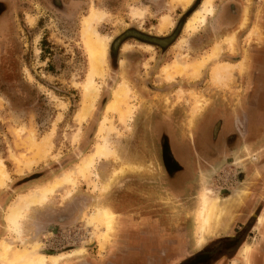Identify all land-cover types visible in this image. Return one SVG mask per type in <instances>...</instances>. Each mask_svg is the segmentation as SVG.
<instances>
[{
	"label": "rangeland",
	"instance_id": "rangeland-1",
	"mask_svg": "<svg viewBox=\"0 0 264 264\" xmlns=\"http://www.w3.org/2000/svg\"><path fill=\"white\" fill-rule=\"evenodd\" d=\"M2 1L8 29L4 38L0 36V158L8 177L6 185L0 186V189L8 186L12 174L47 178L17 193L5 205L0 202V242L10 245L9 258L14 259L18 251L37 242V249L31 255L44 253L49 256L67 254L76 248L82 250L80 254L65 256L56 264L69 257L94 264H187L206 245H215L224 236L234 235L237 231L244 233L240 241L242 246L240 242L238 246L242 249L248 247L243 253H248L253 245H257L264 231V134L249 136L244 126L247 119L245 110L235 108L241 101L247 99L249 102L248 89L242 77L247 70L248 48L253 40L246 39L248 45L243 46V55L237 62L222 56L228 52L236 53L235 32L227 33L220 40L213 39L209 49L200 47V39H205L212 15L221 0ZM209 4L213 10L211 14H206L205 8ZM249 5L251 1L243 8L239 29L248 22ZM93 10L102 13L100 19L90 21V26H95L98 34L107 40L106 58L103 75L93 76L98 90L93 107L81 119L83 108L88 103L82 84L91 71L83 21ZM208 16L209 24L206 22ZM6 27L1 21L0 33ZM127 29L157 36L175 31V41L164 59H161V54H155L151 45L137 46L133 39H126L127 43L113 48L114 41ZM228 35L234 37L232 46L228 41L231 36ZM248 37H255L256 41L263 39L260 24H253ZM125 55L135 59L138 56L137 60L141 56L147 59L143 60L141 67L136 61L135 64L130 63ZM177 61L187 65L185 72L176 71L174 64ZM225 64H229V69L221 71V77L215 79L213 69ZM197 65L201 67L198 73H194ZM153 73L156 75L150 76ZM120 83L129 88L127 95L123 96L126 99L117 104L120 110H109L106 106L113 101V93ZM165 86L168 87L165 93L157 94L149 90ZM258 91L250 105H259L264 101V90ZM169 99L171 104L168 105ZM156 104L160 105L158 109L154 107ZM222 106H225L222 120L226 115L235 119L239 114L243 123L239 139L226 154L217 159H207L206 166L201 165L199 150L192 142L189 180H182L180 187L174 189L176 192L172 191L165 179L160 156L157 161L150 160L153 146L140 141L151 133L149 115L155 113L166 117L169 111L176 132L182 130L195 135L203 117L213 108ZM250 116V123L256 125L257 117L252 112ZM30 133L34 134L36 142H48L46 152L39 150L38 146H29L27 137ZM104 137L115 150L116 157L95 156L90 172L86 171L83 175L76 172L74 185L66 184L70 186L68 190L66 186L64 189L57 188L44 202L51 197V200H57L56 192H61L62 198L67 197L76 184L79 188L83 184L84 188L90 185L91 193L99 202L85 211L82 215L85 220L59 226L57 233L35 235V239L30 241L28 220L31 206L20 220L21 233L17 239L6 221L9 206L22 201L31 189L52 182L62 172L76 169L77 164L92 154ZM248 138H251L250 141ZM136 139L138 143L134 144ZM251 140L254 142L251 143ZM134 145L136 149L145 151L146 157L149 155L148 162H154L157 170H153L154 173L142 170L147 172L142 175H138L142 171L131 173L144 182L127 186L128 194H135L137 203L136 207L128 209L125 216H121L110 204L101 202L99 195L110 189L116 176L142 167L130 161L123 163V160L130 159L126 158V154ZM12 156L21 161L19 166H16ZM110 161L112 172L108 178L101 180L98 163ZM145 166L151 168L150 165ZM252 169L254 173L250 177ZM153 174H158L159 178H152ZM96 180L100 184L108 183L107 189L95 191ZM203 194L215 200L223 210L220 217L212 221L211 231L200 234L197 214ZM101 205L113 210L115 222V231L107 237L102 248L95 220L90 215ZM254 214L262 220L255 221ZM200 236L204 237L201 241ZM232 252L230 250L227 255ZM0 264L5 263L0 261ZM208 264L221 263L211 261Z\"/></svg>",
	"mask_w": 264,
	"mask_h": 264
},
{
	"label": "flooded vegetation",
	"instance_id": "flooded-vegetation-1",
	"mask_svg": "<svg viewBox=\"0 0 264 264\" xmlns=\"http://www.w3.org/2000/svg\"><path fill=\"white\" fill-rule=\"evenodd\" d=\"M250 1H251V4H254L255 1H259L258 4L255 3L256 4L255 11L252 14L253 18L251 19L253 23L251 24V26H253L254 23H258L260 24V28L262 30L263 24L261 22L262 21L261 14L264 8V0H250ZM3 5H4L3 1L0 0V22L1 21L5 22L7 26L3 30V32L0 33V36L4 38L5 33L8 29V24H7V21L5 20L6 16L3 12L4 11ZM232 7H234L233 2L229 4L228 8L225 10V14L223 15L220 13L215 14L214 12V14L212 15L214 18H212V21L209 24L208 30L206 31L205 39L203 40L200 39L201 41L200 47L203 50L206 48L209 49V47L212 45L210 44L211 39L220 40L227 33H230V32L236 33V31L239 30V27L237 30H233V31L231 30L232 27H231L230 21L231 19H233L232 17L233 14L230 11L234 10L232 9ZM247 26H248V22L244 28L246 29ZM227 29L229 31H227ZM174 32L169 33L168 35L157 36V35H152L150 33H145L143 31H137L135 29H127L125 32H123L121 35L117 37L112 47L115 48L117 44L122 46L123 44L127 43L126 39H133L134 41L137 42V46L151 45L152 49H155V54H157V56L161 54V59H164L163 58L164 55L168 53L169 48L171 47L172 43H174L175 41ZM248 33L249 32H247V34ZM247 34L244 39L245 40L244 45H243L244 47L248 45L246 43V39H252L251 37L249 38ZM239 44H238V35H236V47H237L236 53H230L227 51L228 53H226L225 55H222L223 59L234 61V62L239 61V59L241 58L240 57L238 59ZM125 57L132 64H135V61H136L137 65L141 67H143V60L147 59V57L145 58L143 56H141L139 60H137L138 56H136V59L131 56L128 57L127 55H125ZM157 69H160V68L157 67ZM155 75L156 74L153 73L150 76H155ZM242 79L245 81L244 84L248 89L247 95H248L249 102L257 94V92H259L258 90H261V89L264 90V71H256V72L252 71L251 67L249 69L248 63H247L246 73L244 77H242ZM149 85H150V82H149ZM167 88H168L167 86L159 87V88L152 87V88H149V90L153 91L154 93L160 94V93H165ZM164 101H165V98H164ZM170 102L171 101L169 99L168 105L171 104ZM245 102H246V105H245ZM249 102L246 99V101H241L240 103H237L235 107L236 110H239L241 108L245 110V116L247 119H246V122H244V126H245V129L247 130L246 132L249 136H255L257 134L260 135L262 133L264 134V115H263L264 101L260 103L259 105H253V104L250 105ZM159 106L160 105L156 104V106L154 107L158 109ZM223 109H225V106H222L220 108H213L209 113H207L203 117V121L201 122V124L198 126L195 132V135L193 134V132H192V135H190V132L188 134V131H182V130H179L178 132H176L175 123H173L170 115L168 114L169 111L165 115L166 117L159 115V114H155V113H153L152 115H149L148 120L151 121V133L149 134L147 133V135H145L143 139L140 138V141H145L153 146V150L151 149V153H150V160L157 161V159L160 156L162 164H163L165 179L168 182V187L172 191L176 192V190L174 189H177L180 183H182V180L184 181H186V179L187 181L189 180L188 177L189 175H191L189 171L192 170V162H191L192 160L191 143L192 142L199 150L198 154L202 160L201 165L206 166L205 164H208L207 159H213V158L217 159L219 156L226 154L229 147H232V145H234V143H236L237 140L239 139L238 135H239L241 127L243 126V123L239 117V114H236V116L234 115L235 119L233 118L232 115H229L230 117H232L231 119L229 117L227 118V115H226L225 119L222 120L223 114L225 115V111ZM251 112L255 117H257L256 121L254 122L256 125H253L250 123L251 121L250 113ZM138 139L134 141V144L138 143ZM249 139L251 138H248V141H250ZM251 141H252L251 143L254 142L253 140ZM146 155L147 153L145 151L140 150V148L136 149V146L134 145L131 148V150H129L128 155L126 154V158L130 157V159L126 160L124 158L125 160H123V163L130 161V163L132 162V164H138L139 166H142V167L140 169L126 170L122 175L116 176L115 180L112 181V185L110 189L103 195H99L101 202L103 201L104 203L110 204L115 210V212L118 213V215L125 216L129 208L136 207L137 197L133 193L128 194L127 186L129 184L133 186L134 184H137V183L141 184V182L142 183L144 182L143 180L141 181L137 178L138 175L147 173L142 170H149L151 172H153V170L154 171L157 170V168L154 167V162L152 161L148 162L149 155L148 157H146ZM186 158H189V160L186 161ZM98 164H99L98 171L100 173L101 180L108 178V176H110L112 172V167H111L112 162L111 161L104 162V163L99 162ZM145 165H150L151 168L150 167L148 168ZM182 170L184 171L181 172ZM139 171H142V173H139L138 175L131 174V173H137ZM252 173H254L253 169L250 173V177L253 176ZM151 176L152 178L154 177H157V179L159 178L158 174H153ZM148 181H152V180L148 178ZM170 184L172 188L170 187ZM87 188H89L90 191L92 190V187L90 185H87ZM87 188L81 191V189L78 187L74 191V193H72V196L70 194L71 197H76V200L72 198L74 200L73 201L74 203L78 202V204H82L83 209L81 211V215L79 216V220H83V219L85 220V216L84 217L82 216L85 213V211L90 207H94L99 202L98 198L95 197L93 193H91L92 196H91L90 202L89 203L85 202L84 197H86L88 194ZM82 193H84L85 196H82L81 195ZM62 206L63 205H60V207ZM60 207L57 208L56 206L50 210L46 209L41 215H37L36 224L39 225L40 227H43V229L41 231H36L35 235L37 236L43 235L45 232L46 233L47 232L57 233L59 230V226L62 227L64 225H68L69 223L74 224L76 222H79V220L75 222L71 221L70 219L64 220V217L62 216L63 215L62 210ZM139 209L140 208H138L137 210ZM255 215L257 214H254V217ZM29 221L30 219L28 220V223H30ZM255 221H256V217H255ZM243 234L244 233L237 231V233L234 235L224 236L223 238H221V241H217L215 245L214 244L212 246L206 245V247L201 249L198 253H196L192 257V259L187 261V264H208L211 261L215 262L222 255L223 256L227 255L230 250H233V251L237 250L238 247H240L241 244L243 243V242H240L242 238L241 236ZM239 242H240V246H238ZM216 245L223 246V247L217 249V247H215ZM215 251L217 253H215ZM214 254H216L215 259L212 258Z\"/></svg>",
	"mask_w": 264,
	"mask_h": 264
},
{
	"label": "bare ground",
	"instance_id": "bare-ground-1",
	"mask_svg": "<svg viewBox=\"0 0 264 264\" xmlns=\"http://www.w3.org/2000/svg\"><path fill=\"white\" fill-rule=\"evenodd\" d=\"M212 10L213 7L209 4L205 8V13L211 14ZM101 14L102 13L93 10L89 15V17L85 18L83 21V32L86 34L89 44L88 58L91 63V71L89 72L86 81L82 84L84 96L86 98V102L88 103L83 108V112L81 113V119H84L85 114L89 113V111L92 109L94 101L97 96L98 90L95 87L93 76L99 74L103 75V64L105 63V58H106L107 40H105L98 34V31L96 30L95 26H90V21L92 19H96V20L100 19ZM228 41L230 45L233 44L234 37L233 36L229 37ZM200 67L201 65H197V67L195 66L193 72L198 73ZM236 67H238V65ZM174 68L176 69L177 72L183 73L187 70V65H185V63L183 62L177 61L174 64ZM228 69H229V64L217 65L213 69V77L218 80L221 77L220 72L221 71L223 72V70L227 72ZM168 77L172 78V75L168 74ZM128 91L129 88L127 87V85L125 83H120L117 89L113 93V101L109 102L106 108L109 110H115V109L118 110L119 107L117 106V104L120 101H124L126 99L124 97L127 95ZM27 141L29 143V146L35 145L38 146L39 150L41 149L42 152L47 151L45 149V145L48 142L44 140L41 143L36 142L33 133L29 134V136L27 137ZM95 156H99L100 158H108L110 156L116 157L115 150L112 148V146H109V141L106 137H104L102 139V142L95 147L94 152L92 154L88 155L83 162L77 164V166L75 167L76 169L62 172L52 182L31 189L26 195H24L22 201L14 202L9 206L6 212V221L8 225L11 227L14 234H16L17 239L18 237H20V233H21L20 220L23 216H25L24 215L25 212L29 210L31 206L41 205L42 203H44L48 198V196L54 193V191L57 190V188H60L66 184L74 185L75 173L77 172L83 175L84 172L86 171L90 172L91 168L93 167V160ZM12 158L16 166H19L21 161L13 156ZM94 174L97 176L96 173ZM7 177H8V173L6 172L5 164L0 158V186L6 185ZM108 185H109L108 183L100 184L99 181L96 180V182L94 183V190L101 192L102 190L107 189ZM222 210H223L222 208L218 207L217 202L215 200L211 199L208 195L203 194L202 204L197 214V223H198L197 227L200 234H203L205 231L206 232L211 231L212 221L220 217ZM90 215L95 220L94 223L97 230L96 232L98 233V238L100 240V248H102L104 246L103 244L105 243L107 237L110 236V234L115 231L113 210L109 206H100L95 208V210ZM260 220H262V218L259 216L258 221ZM200 237H201L200 241L203 240L204 237L203 236ZM37 244L38 243L36 242L32 244V246H30L29 248L18 251L15 254L14 259H11L9 258L10 245L2 241L0 242V261L5 264H16V263L46 264L45 262L48 259L52 263H56L58 259L62 257V255L56 257L51 256L50 258H47L44 254L31 255L32 251L37 249L36 246ZM247 249L248 247L245 246L243 251H246ZM76 252H82V250H78Z\"/></svg>",
	"mask_w": 264,
	"mask_h": 264
},
{
	"label": "crops",
	"instance_id": "crops-1",
	"mask_svg": "<svg viewBox=\"0 0 264 264\" xmlns=\"http://www.w3.org/2000/svg\"><path fill=\"white\" fill-rule=\"evenodd\" d=\"M248 1H250V0H248ZM248 1L247 0H221L220 1L221 3L219 2V4L217 5V7L215 9V14H218V13H220L222 15L225 14V10L228 8L229 4L231 2H233L234 7H232V9H234V10L230 11L233 14L232 15L233 19H231L230 23H231V27H232L231 30L232 31L237 30L239 27V23L241 21L243 8L247 4ZM255 5H256L255 3L249 5L247 28L246 29L245 28L239 29L238 31H236V35H238V44L240 43L239 44V51H238V55H239L238 59L243 54V48H244L243 45H244L245 36H246L247 32H249V30L251 29L250 27H252L251 24L253 22L251 19L253 18L252 14L255 11ZM208 18H209V16L207 17L206 22L208 21ZM261 18H262L261 22L263 24V28H262L263 39L256 41L255 37H252L253 43L251 44V47L248 48V56H249L248 57L249 58L248 59V65H249V69L251 67V70L254 72L264 71V8L262 10ZM206 22H205V24H206ZM209 23L210 22L208 21L207 24H209ZM227 31H229V30L227 29ZM247 36H248V34H247ZM210 41L212 43L213 39H211ZM210 44H208V45H210ZM240 48H242V49H240ZM232 62H234V61H232ZM25 174H27V173H25ZM45 179H47V178H45V177L42 178L41 176L33 177L32 174H29V175H24V174L23 175H18V174L13 175L12 174V181H10L8 183V186L6 188L0 189V202H1V204L5 205L12 198H14L17 193L25 191L29 186H31L35 183H40V181H43ZM65 186L67 187L66 190H68L70 188L69 185H63L61 188L64 189L63 187H65ZM78 187L79 186L77 184H76V187L73 186L72 191H70V193H68L67 197L62 198L61 192H56L55 195H56L57 200L56 199L51 200V198H52L51 197L43 205L32 206L33 208L31 209V212L29 213L30 214V221H29L30 223H28L29 231H30V237H31L30 241L35 239V237H36L35 232L36 231H41L43 229V227H40L39 225L36 224L37 215H41L46 209L50 210L56 206L58 208V207H60V205H63L60 208L62 210V214H63L62 216L64 217V220L70 219L73 222L79 220V216L81 215V211L83 209L82 204H78V202L74 203L73 201L76 200V197H71L72 193H74V191ZM80 189L82 191L85 188L82 185ZM87 189H88V194L86 197H84V199H85L86 203H89L92 194H91L90 189L89 188H87ZM59 191H62V190H59ZM104 193H106V191H104L103 194ZM70 194H71V196H70ZM58 195L60 197H58ZM81 195L85 196L84 193H82ZM48 202H51V203H48ZM101 206H107V205H101ZM263 210H264V206H263ZM255 217H256V219H258L259 215L257 214V215H255ZM263 223H264V220H263ZM262 233H263L262 238H260L257 245H253V247L250 249V251L248 253H243V249L239 247L235 252L233 251L230 256L229 255H224V256L222 255L221 257H219L216 260V262L217 263L220 262L221 264H264V231ZM32 243H34V241L31 242L30 244H32ZM241 246H242V244H241ZM78 250H80V249L76 248L73 250V252H69L67 254H56V253H54L56 255H49V256L45 255L44 253H40V254H44L47 258H50L51 256L56 257L59 255H62V257H60L58 259V261H59L60 259H63L65 256H72L73 254H80L81 252H76ZM57 253H61V252H57ZM47 254H49V253H47ZM50 254H53V253H50ZM48 260L45 263L51 264L52 262L50 260L49 261ZM94 262H96V261H94ZM97 262H99V261H97ZM56 263H52V264H56ZM58 264H94V263H92L91 261L86 262V261H82L81 259H73V258L69 257L66 260L60 261ZM99 264H106V263H99Z\"/></svg>",
	"mask_w": 264,
	"mask_h": 264
}]
</instances>
